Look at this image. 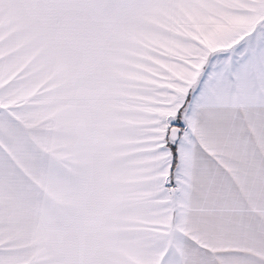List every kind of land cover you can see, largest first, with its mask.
Listing matches in <instances>:
<instances>
[{
  "label": "snow or ice",
  "instance_id": "1",
  "mask_svg": "<svg viewBox=\"0 0 264 264\" xmlns=\"http://www.w3.org/2000/svg\"><path fill=\"white\" fill-rule=\"evenodd\" d=\"M0 264H264V0H0Z\"/></svg>",
  "mask_w": 264,
  "mask_h": 264
}]
</instances>
